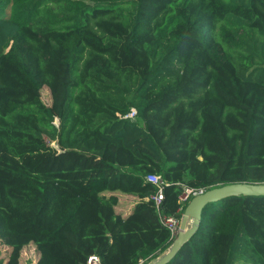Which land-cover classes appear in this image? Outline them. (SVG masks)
Wrapping results in <instances>:
<instances>
[{
  "label": "trees",
  "instance_id": "trees-1",
  "mask_svg": "<svg viewBox=\"0 0 264 264\" xmlns=\"http://www.w3.org/2000/svg\"><path fill=\"white\" fill-rule=\"evenodd\" d=\"M234 183L264 184V0H0L5 264H145L184 189ZM167 264H264V197L210 204Z\"/></svg>",
  "mask_w": 264,
  "mask_h": 264
},
{
  "label": "water",
  "instance_id": "water-1",
  "mask_svg": "<svg viewBox=\"0 0 264 264\" xmlns=\"http://www.w3.org/2000/svg\"><path fill=\"white\" fill-rule=\"evenodd\" d=\"M229 197H264V184L234 183L217 186L192 197L185 206L179 232L168 249L145 264H167L197 231L204 210L213 203Z\"/></svg>",
  "mask_w": 264,
  "mask_h": 264
},
{
  "label": "built area",
  "instance_id": "built-area-1",
  "mask_svg": "<svg viewBox=\"0 0 264 264\" xmlns=\"http://www.w3.org/2000/svg\"><path fill=\"white\" fill-rule=\"evenodd\" d=\"M135 114H136L135 111L132 109L130 111V113L127 116H125L124 118L134 120ZM145 179L148 183H151L157 187V193L153 197V201L155 203V206L158 207L160 205L161 201L163 200L164 184H163L162 180L160 179V177L155 176V175H147ZM202 192H203L202 190L193 191L190 189H184L183 193L178 198V204L180 206H183L184 203L187 202L189 198H192L198 194H201ZM160 222L168 230L170 240L172 242L176 238V236L179 232L180 219H177L174 216H161ZM85 264H100V259L95 255H91L86 259Z\"/></svg>",
  "mask_w": 264,
  "mask_h": 264
},
{
  "label": "rangeland",
  "instance_id": "rangeland-1",
  "mask_svg": "<svg viewBox=\"0 0 264 264\" xmlns=\"http://www.w3.org/2000/svg\"><path fill=\"white\" fill-rule=\"evenodd\" d=\"M40 99L41 102L45 106H50L51 99L49 90L46 87L41 88L40 90ZM53 124L57 127L58 126V120L54 119ZM51 146H55L54 143L50 144ZM116 194V193H115ZM119 198V204L116 207V211L119 213H125L130 209L132 204L136 201L135 198L132 196H126V195H118ZM10 253V248L5 246L1 240H0V261H2V264H5L8 255ZM38 259V253L35 250V247L32 244H28L25 247L22 248L19 256V264H35Z\"/></svg>",
  "mask_w": 264,
  "mask_h": 264
},
{
  "label": "crops",
  "instance_id": "crops-1",
  "mask_svg": "<svg viewBox=\"0 0 264 264\" xmlns=\"http://www.w3.org/2000/svg\"><path fill=\"white\" fill-rule=\"evenodd\" d=\"M116 193V194H115ZM115 193H113V195H115L116 197L118 196V195H124V194H121V193H119V192H115ZM108 195V194H107ZM126 196H129V195H126ZM133 197V196H132ZM118 198V197H117ZM133 198H135L136 199V197H133ZM136 201H137V199H136ZM136 201L132 204V206L130 207V209L128 210V211H126L124 214L122 213H119L118 211H116V207L118 206V204H119V198H118V204H117V206L115 207V212L117 213V214H120L122 217H125V216H127L130 212H131V210H132V208H133V206H134V204L136 203Z\"/></svg>",
  "mask_w": 264,
  "mask_h": 264
}]
</instances>
